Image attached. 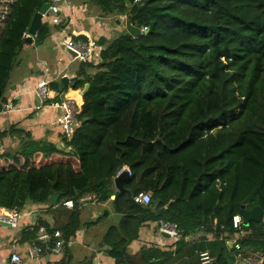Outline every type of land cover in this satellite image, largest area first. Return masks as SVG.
Segmentation results:
<instances>
[{
  "label": "trees",
  "instance_id": "trees-1",
  "mask_svg": "<svg viewBox=\"0 0 264 264\" xmlns=\"http://www.w3.org/2000/svg\"><path fill=\"white\" fill-rule=\"evenodd\" d=\"M46 1L17 0L8 18L0 39V112L24 33ZM91 1L102 15L123 16L147 34L124 31L99 63H80L65 89L80 126L69 139L61 135V149L15 126L0 132V141H18L0 152V211L46 204L57 193L74 208L48 234L59 231L67 243L93 224L79 219V199L90 195L121 216L103 236L113 264H200L202 252L211 264H240V253L264 261V0ZM49 34L42 24L35 45ZM47 90L46 103H54L58 84ZM124 167L130 175L117 191L113 179ZM141 193L151 195L148 206L134 203ZM242 206L258 208L261 219L241 224L237 251L226 241ZM159 221L176 226L175 251L148 247L131 255L139 229ZM199 231L214 237L185 240Z\"/></svg>",
  "mask_w": 264,
  "mask_h": 264
},
{
  "label": "crops",
  "instance_id": "crops-1",
  "mask_svg": "<svg viewBox=\"0 0 264 264\" xmlns=\"http://www.w3.org/2000/svg\"><path fill=\"white\" fill-rule=\"evenodd\" d=\"M16 1L0 0V39ZM50 5L56 6L58 13L56 15L47 13V18H42L41 23H47L50 28V34L44 42L41 45H35L36 34L30 36V40L27 41L29 27L24 33L25 41L15 57L4 90L3 106L10 104L11 108L5 110L2 106L0 132L15 126L17 129L29 132L33 140H44L56 146L59 145L61 149L62 131L57 119L62 112L52 104L41 105L35 94L40 82L58 84L63 77L72 82L79 72L80 63L72 60L71 54L62 48L60 40L63 37L71 40L91 39L104 50L108 42L126 31L127 24L123 16L102 15L91 0H57ZM53 17L58 19L57 25L50 23ZM101 41L104 43H100ZM93 72L92 70L87 71V73ZM65 95L72 98L68 93ZM17 145V139L5 138L0 141V152L15 150ZM78 207L80 222L93 224L77 231L75 237L67 243L63 240L64 246L57 253L53 246V249L49 248V242L37 239L36 230L43 227L48 233L49 230L62 226L67 221L70 209L52 207L49 202L25 205L18 211L20 218L15 229L0 224V264H113V260L106 255L108 247L103 245V236L108 228L118 226L121 216L114 213L110 204L97 203L96 200ZM162 209L164 211L160 212V209L159 214H163L167 207ZM109 218H114L115 221L109 222ZM40 223L44 225L37 227ZM212 223L215 225L216 221L213 220ZM156 226L157 222L147 223L139 229L138 238L128 247L131 255L148 247L163 252L175 251L176 244L167 237L160 236L156 231ZM213 237V233L207 234L199 231L187 235L185 240L188 242L200 238L211 240ZM232 239L234 235L227 241ZM32 247H37L39 252L30 255L29 249ZM12 254L19 256L20 263L10 261Z\"/></svg>",
  "mask_w": 264,
  "mask_h": 264
},
{
  "label": "built area",
  "instance_id": "built-area-1",
  "mask_svg": "<svg viewBox=\"0 0 264 264\" xmlns=\"http://www.w3.org/2000/svg\"><path fill=\"white\" fill-rule=\"evenodd\" d=\"M135 2L141 0H134ZM51 15H56L58 13V8L54 5H50L48 8V12ZM47 14L43 15L44 18H47ZM50 23L53 25H57L59 23L58 19L53 17L50 20ZM142 33L147 32L146 28L141 30ZM61 46L64 48L66 52L71 54L72 60L77 63H85L88 60H91L93 63L97 64L101 61L100 53L103 51L98 44L91 40H71L67 37H63L60 40ZM45 82H40L36 88L35 94L39 100V103L42 105L46 103V99L48 97V90ZM52 106L57 107L61 110L62 115L57 119V123L61 128L62 134L65 138H70L76 128L80 126L76 118L77 108L76 102L73 98L64 95L60 104L58 105L56 102L51 103ZM50 104V105H51ZM5 110H9L11 108L10 104H6L3 106ZM126 170L128 176L130 175L127 168H123L121 171ZM120 171V172H121ZM95 200L93 196L84 195L79 199V205H83L87 202ZM151 202V195L149 193H141L137 197L134 198V203L142 206H148ZM59 207L72 209L74 204L70 200H66L58 204ZM20 218V213L18 211H13L11 213L6 212L4 210L0 211V224H4L10 229H15L18 224V220ZM232 228L235 230L234 239L226 241V244L230 248H234V250H239L238 240L241 238V224L242 219L240 215H236L232 218ZM157 233L161 236L166 235L168 239L171 240L172 243L176 244L180 240V235L176 226L169 222L159 221L156 226ZM37 239L43 242H49L51 238L55 240L54 243V251L60 252L64 246V241L61 238V234L59 231L53 232L52 236H50L45 228L39 227L36 230ZM164 237V236H163ZM39 252L37 247H32L29 249L30 255H35ZM199 262L200 264H211L212 258L208 255L207 252L199 253ZM10 261L12 263H20L21 259L16 254L11 255Z\"/></svg>",
  "mask_w": 264,
  "mask_h": 264
},
{
  "label": "water",
  "instance_id": "water-1",
  "mask_svg": "<svg viewBox=\"0 0 264 264\" xmlns=\"http://www.w3.org/2000/svg\"><path fill=\"white\" fill-rule=\"evenodd\" d=\"M55 1H57V0H47L46 3L43 4V6L39 9V11H37L33 15L31 23H30L29 28H28L29 38L27 39V41H29L30 40V36L35 35L36 32L38 31V29L41 27V24H42L41 21H42L43 15L47 14L50 4L52 2H55ZM126 31L132 37H139V36H142L144 34H147V32L142 33L138 28H136V27H134L132 25H129V24L126 25ZM70 82H71V80L66 78V77H63V78L60 79V81L58 83V86H59V90L61 91V94L55 100V102L58 105L60 104L63 96L67 93V91L65 89L68 86V83H70ZM88 88H89V86L85 85L81 94H84L88 90ZM84 121H86V119ZM56 148L60 149V146L57 145ZM65 152L67 153V152H69V150L66 149ZM127 176H128L127 171L123 170L113 179V186H114L115 190H117V191H121L122 190L123 181L127 178ZM59 198H60L59 194L53 193L49 197L48 202H49V204L52 207H56V205H57V203L59 201ZM162 211H164V209L160 210V212H162ZM239 215H240V217L242 219V224L244 226H247L248 222H256L257 223L261 219V212H260V210L258 208H254L252 210H247L246 206H242L240 208ZM163 236L167 237L166 235H163Z\"/></svg>",
  "mask_w": 264,
  "mask_h": 264
},
{
  "label": "rangeland",
  "instance_id": "rangeland-1",
  "mask_svg": "<svg viewBox=\"0 0 264 264\" xmlns=\"http://www.w3.org/2000/svg\"><path fill=\"white\" fill-rule=\"evenodd\" d=\"M63 48V47H62ZM64 49V48H63ZM105 212V210H104ZM103 212V214H104ZM115 221L114 218H109V222H113ZM240 256H238V261L240 262V264H264V261L261 259H257L256 257H253L251 255H245L243 253L239 254ZM247 260L248 263L244 262V260Z\"/></svg>",
  "mask_w": 264,
  "mask_h": 264
},
{
  "label": "clouds",
  "instance_id": "clouds-1",
  "mask_svg": "<svg viewBox=\"0 0 264 264\" xmlns=\"http://www.w3.org/2000/svg\"><path fill=\"white\" fill-rule=\"evenodd\" d=\"M119 173H120V172H119ZM119 173H118V174H119ZM64 201H66V200H64ZM70 201H71V200H70ZM62 202H63V201H62ZM60 203H61V202H60ZM60 203H59V201H58V203H57L56 206H58V204H60ZM73 204H74V203H73ZM79 206H80V205H79ZM73 208H74V207H73ZM73 208H72V209H73ZM72 209H70V210H72Z\"/></svg>",
  "mask_w": 264,
  "mask_h": 264
}]
</instances>
